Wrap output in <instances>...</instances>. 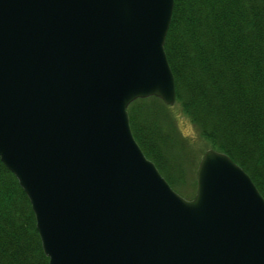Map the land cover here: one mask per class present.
Segmentation results:
<instances>
[{
    "label": "water",
    "instance_id": "water-1",
    "mask_svg": "<svg viewBox=\"0 0 264 264\" xmlns=\"http://www.w3.org/2000/svg\"><path fill=\"white\" fill-rule=\"evenodd\" d=\"M173 0H0V160L48 264H264V198L206 147L192 196L130 130L135 98L175 101Z\"/></svg>",
    "mask_w": 264,
    "mask_h": 264
},
{
    "label": "trees",
    "instance_id": "trees-1",
    "mask_svg": "<svg viewBox=\"0 0 264 264\" xmlns=\"http://www.w3.org/2000/svg\"><path fill=\"white\" fill-rule=\"evenodd\" d=\"M163 49L175 101L135 98L126 107L144 155L185 197L206 147L225 152L264 198V0H173ZM200 135L199 153L171 113ZM0 264H48L29 199L0 160Z\"/></svg>",
    "mask_w": 264,
    "mask_h": 264
},
{
    "label": "rangeland",
    "instance_id": "rangeland-1",
    "mask_svg": "<svg viewBox=\"0 0 264 264\" xmlns=\"http://www.w3.org/2000/svg\"><path fill=\"white\" fill-rule=\"evenodd\" d=\"M171 113L173 114V119L176 121L177 127L184 136L193 141L194 148H192V155L195 157L199 153L200 146L197 142L200 140V135L196 131L195 127L188 120V118L178 109L176 106L172 107Z\"/></svg>",
    "mask_w": 264,
    "mask_h": 264
}]
</instances>
